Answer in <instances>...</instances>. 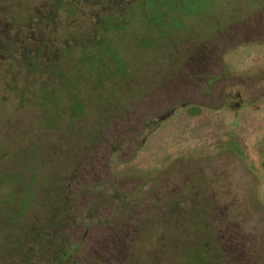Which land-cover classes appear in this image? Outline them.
<instances>
[{"label":"rangeland","instance_id":"1","mask_svg":"<svg viewBox=\"0 0 264 264\" xmlns=\"http://www.w3.org/2000/svg\"><path fill=\"white\" fill-rule=\"evenodd\" d=\"M109 1L63 0L43 50V26L18 21L40 20L41 0H0V148L33 136L21 129L32 119L17 116L18 129L15 117L27 62L36 83L43 63L60 64L67 96L49 125H73L65 138L43 131L48 170H16L14 200L0 207V264H264V44L252 45L264 43V0H192L181 27L163 16L147 32L136 20L100 35L95 11L104 25L113 13L111 30L127 23L125 1ZM93 55L96 67L81 71ZM72 96L81 107L70 114Z\"/></svg>","mask_w":264,"mask_h":264},{"label":"flooded vegetation","instance_id":"2","mask_svg":"<svg viewBox=\"0 0 264 264\" xmlns=\"http://www.w3.org/2000/svg\"><path fill=\"white\" fill-rule=\"evenodd\" d=\"M92 2L95 1H99V0H90ZM125 4L127 6V10H126V18H127V23L122 25L125 27H122V29H118L117 28H113L112 30L110 29V25L112 26L111 23V19L113 18V13L110 14V17L108 19H106L107 21V25H104V18L101 16L100 13H97L96 11L94 12L95 14H90L92 21L94 20V22L96 23L97 26H101V29L98 31L100 33V35L102 34H111L112 32H115V34L122 32L125 33L126 31H128L127 29L132 27V23L135 22L136 20H141L136 22V25L140 26L141 28L144 29V31H148L149 29H151L152 24L156 23L157 21L159 22L160 20L162 21V17L164 16L163 19H165V21H169L172 22V25H174L175 27H181L185 24V18L186 16H184L181 13V10L183 9V7L186 5L187 2L192 1V0H124ZM194 1V0H193ZM199 3L204 2L205 0H195ZM115 0H110L108 3H106L107 8H113L115 7L114 5ZM179 2H182L180 4L181 8L178 9L177 4ZM122 4V3H121ZM41 5L43 8V13H42V17H41V21L40 20H35L34 18H26V17H22L21 20L18 19L19 22L23 23L26 26H32L35 25L37 27H42L43 26V31L38 33V38L36 39L38 43L42 42L41 48L43 50L50 49V45L45 42V38L47 36V32L49 34V30L46 31L45 27L50 26V24H54L53 19H55L58 15V11L64 9L65 10V6L63 4V0H41ZM49 7H51L50 9L54 10L55 13L52 15V13L50 12L51 10H49ZM173 10V13H171L170 15L167 14V12ZM175 12V13H174ZM176 13L179 14L176 18ZM137 15V17H135ZM151 17H150V16ZM77 16L78 13H77ZM173 16L175 18H173ZM58 18V17H57ZM170 19V20H169ZM150 20L152 21L150 24ZM160 21L159 25L162 26V22ZM190 21V20H189ZM34 23H38L34 24ZM192 24V23H190ZM193 25V24H192ZM106 26V27H104ZM156 26V25H155ZM154 26V28H155ZM127 27V28H126ZM98 32H96L95 34L97 35ZM30 37H35L34 34L32 33L31 35L29 34ZM1 37L4 38H8L5 36V34H1ZM30 37L28 38V41H30ZM13 38H11L12 40ZM5 40V39H4ZM142 40V39H141ZM2 40L0 39V42ZM110 41V40H109ZM143 42L146 44V42H149L153 48L154 46V42L151 40H148L146 38H143ZM13 44L16 45V41L13 40L12 41ZM261 45L264 43H253L252 45ZM17 45H19L18 41H17ZM4 46V43H3ZM63 46V44H58L54 46V50L53 52L59 50L61 51V47ZM8 49V48H6ZM81 59V58H80ZM60 60L64 61L63 59H61L60 56ZM57 61H52L50 64V61L48 63V65L44 64V73H43V82L42 83H36L34 82L35 76H31L30 75V68L29 66L31 65V62H27V67H25V70L27 69L29 72V76L24 82H23V86L24 88H22L21 90V94L23 96H19L18 94L15 97V101H16V107H20L21 105H23L24 107L22 108H18V112L17 115H15L16 117V126L18 129H20L18 120H17V116L20 117L24 114L25 116L27 115L29 117V119L31 118L32 121H30V124L26 122V127L23 126V124H21L23 126V128L21 129H32L33 130V136L29 137L26 139V141H22V143L18 146L15 147H11V148H0V189L4 190L5 193L1 194V200H0V207L3 209H6L9 207V205H11L12 201L14 200L13 196H14V189L16 186V181L17 179H19V177L21 176L18 172H16V170H19L21 173H24L25 175H27L28 173H33L35 169H45L48 170L51 161L53 158V156L51 155V148H53L54 146H52L54 143H51L50 140L48 139L47 135H45V133H43V131H53V132H57L61 137H64L62 134L63 132H68L70 131V129L73 128V125L71 123H66L68 120H66L64 118V120H62L63 122H58V124H51V122L49 121V117L48 115H50L49 113L55 112L56 110H58L57 115H62V105H63V101H65L66 99V84L69 80V78H67V74H65L63 72V75L61 74V82L62 84L57 86V82H58V78L55 76V69H57V67L60 65H57V67L55 68H51V65L53 63H56ZM65 62V61H64ZM66 64V63H65ZM77 67H79V69L81 71L84 70H88L93 69L94 67H96L97 63H96V58L95 55L90 56L89 58H87V56H82V59L77 63ZM67 69H71V67L69 68L68 65L66 64ZM71 74H75V76H79L80 73H78V70L76 69V67L73 66ZM25 75L28 74H19V77H23ZM114 75V73L112 74ZM244 75L242 73L239 74V76L236 74V79L237 81L240 80L241 76ZM94 78H96V76H93ZM113 76H111L112 79ZM91 78V77H89ZM53 80L55 82V85L52 84L50 82V80ZM67 79V80H66ZM46 80V84L44 83ZM259 84V81H255ZM19 83V81L17 82ZM241 82H238L237 85H240ZM32 84H36L42 87H38L36 88V90H34L31 85ZM244 85L242 86L243 91H245L246 97H247V92L244 88ZM262 85V84H260ZM238 87V86H237ZM21 89V85L19 88V91ZM31 93L34 94V100L32 103H29L30 106H27L26 104H23L26 100H25V96H30ZM37 93V97H35V94ZM35 101V102H34ZM71 108H70V114L72 113H76L78 111V109L81 107L80 102H78L76 96H72V98L69 100ZM57 106H59V108H57ZM99 109V105H97ZM37 107V112L35 113ZM57 108V109H56ZM24 112V113H22ZM30 115H29V114ZM100 115L98 112L97 115V123L99 124L100 122ZM60 119V118H59ZM97 124L98 128L99 125ZM1 131V130H0ZM35 133H43V137H36ZM5 135V134H4ZM5 136H2L0 134V140L5 139ZM65 138V137H64ZM63 140V138H62ZM66 141V139L64 140ZM63 141V142H64ZM11 146V145H10ZM37 150H40L37 153ZM55 156V155H54ZM6 186V187H5ZM60 187V186H58ZM6 188H9V191H11L10 193L6 190ZM23 204H26L25 202H22ZM60 210L64 209V207L61 208V206H59ZM54 211V209H53ZM54 220V218H52ZM204 262V261H203Z\"/></svg>","mask_w":264,"mask_h":264}]
</instances>
